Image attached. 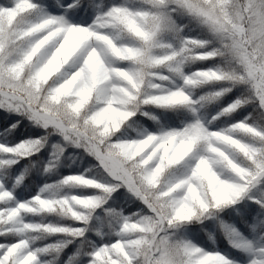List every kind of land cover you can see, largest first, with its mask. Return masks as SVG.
Returning <instances> with one entry per match:
<instances>
[{"label": "snow or ice", "instance_id": "1", "mask_svg": "<svg viewBox=\"0 0 264 264\" xmlns=\"http://www.w3.org/2000/svg\"><path fill=\"white\" fill-rule=\"evenodd\" d=\"M0 264H264V0H0Z\"/></svg>", "mask_w": 264, "mask_h": 264}]
</instances>
